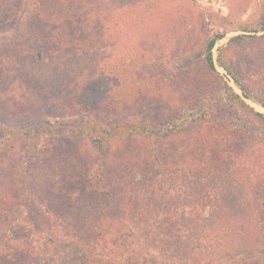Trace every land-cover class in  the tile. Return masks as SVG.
Instances as JSON below:
<instances>
[{
  "label": "rangeland",
  "instance_id": "obj_1",
  "mask_svg": "<svg viewBox=\"0 0 264 264\" xmlns=\"http://www.w3.org/2000/svg\"><path fill=\"white\" fill-rule=\"evenodd\" d=\"M79 1H68L64 16L82 10ZM57 3V0H0L1 158L7 157V153L23 158L22 149L26 148L23 142H27L29 128L35 124L48 123L57 132L76 131L91 120L106 118L116 123V116L96 110L63 111L61 103L68 94L63 83L69 69L55 68L53 73L55 65L51 59L44 53L40 60L37 56L40 45L48 48L56 42L50 33L54 25L52 9L58 7ZM102 3L116 13L110 21L108 49L112 52L114 70H110L109 78L120 82L123 90L130 85V77L146 76L148 83L161 86L160 93L134 111L145 113L155 125H173L178 119H189L190 123L182 136L166 142L139 136L135 141L126 140L119 150L111 147L110 151L99 147L92 136L95 134L92 127L86 128L91 134L85 138L76 135L69 140H57V144L44 143L52 135L43 133L38 146L42 157L54 149L61 152L80 146L86 169L90 170L85 172L81 185L69 191L73 208L60 215L49 214L30 193L17 191L6 196L9 199L4 201L5 210H0V259L17 246H31L36 252L53 254L70 238L67 223H77L76 215L80 214L87 195L93 190L104 194L108 189L107 173L114 172L109 174L110 178L113 175L118 181L141 171L143 178L149 180L140 184L137 179V191L153 184V176L147 169L156 149L162 147L176 163L175 177L171 184L158 179L154 186L163 187L168 193L171 198L168 203L178 219L179 264H186L185 241L190 244L192 257L188 264H263L264 121L254 111L264 117V108L243 97L233 75L252 95L264 100V30L251 31L263 23L264 0H102ZM44 7L48 8L46 17L39 21L37 10ZM37 23L47 26L46 33L36 32ZM218 33L225 36L213 48V70L206 64L205 45L207 39ZM237 35L242 37L231 41ZM222 48H227L223 58L229 62L232 74L219 63ZM156 55L160 56L157 60ZM229 86L247 106L234 98ZM25 90L28 91L25 103L15 106L13 98L20 102ZM182 100L184 111L178 106ZM141 118L138 117L137 125ZM9 129L15 130L19 140L9 136ZM29 148L30 152L34 150ZM57 161L67 166L65 158L58 157ZM17 162L20 164L21 160ZM46 164L58 180L62 170L55 169L50 162ZM115 171L120 173L118 178ZM28 178L32 181L33 176ZM134 231L128 225L125 232H113L99 240L93 246L94 258L100 264H152L158 257L156 247L150 242L151 246H146Z\"/></svg>",
  "mask_w": 264,
  "mask_h": 264
},
{
  "label": "trees",
  "instance_id": "obj_2",
  "mask_svg": "<svg viewBox=\"0 0 264 264\" xmlns=\"http://www.w3.org/2000/svg\"><path fill=\"white\" fill-rule=\"evenodd\" d=\"M57 1L60 12L58 7L52 9L54 13L51 18L54 25L50 33L56 42L54 46L48 48L40 45L38 52L36 51L38 60H40L41 53H44L55 65L52 69L53 73L55 68L69 69L63 83L68 92L61 103L64 112L75 108L96 110L116 116V123L109 122L106 118L91 120L79 126L76 131L62 129L57 132L48 123L32 125L29 128L30 134L26 137L27 142H23L22 145L26 147L22 149L25 160L19 155L9 153H7V157L1 158L0 156V203L2 204L0 210H5L4 201L7 202L9 199L6 196L17 194V191L32 194L38 203L52 215H60L67 211V208H73L69 191L72 189L74 191L80 186L85 172L88 173L90 170L87 171L85 161H83L84 150L80 146L69 150L64 148L61 152L54 149L42 157L38 146L41 144L43 133L46 136L52 135L44 143L53 141L57 144V140L65 141L76 135L85 138L91 134V131H86V128L92 127L95 132L92 136L99 147L110 151L111 147L119 150L126 140L135 141L139 136H143L145 140L153 139L154 142H166L175 136H182L190 123L189 119H185L186 121L178 119L177 123L173 125L170 123L155 125L147 115H144L145 113L134 111L142 109L152 95L160 93L161 86L148 83L146 76L137 74L135 78L127 77L130 79V85L125 86L123 90L119 87L120 82L109 78L110 70H114L111 65L112 52L108 49L112 33L110 21L116 14H113V9H106L102 0H80L79 4H82V10L76 12L75 15L64 16L65 4L70 0ZM47 9L44 7L37 10L39 21L45 19ZM262 19V25L251 31L264 30V14ZM46 29V25L37 23L36 32L46 33ZM223 34L218 33L206 40V64L213 70H215L213 48L216 42L225 36ZM241 37L242 35H237L231 41ZM41 42L39 40L40 44ZM104 47L105 49H103ZM226 50L227 48L220 50L218 60L221 66L232 74L229 62L223 58V52ZM159 57L156 55L154 59L157 60ZM127 78L125 79L127 80ZM233 80L242 91L243 97L257 102L264 108L263 99L252 95L237 76L233 75ZM228 88L240 104L247 106L241 95L236 93L232 87ZM27 92L25 90V93L20 97V102L17 98H13V104L17 107H20V104L23 105L27 98ZM183 103V100L178 101L181 111L186 108ZM254 113L264 121L262 113L257 111ZM138 117L143 118L137 125ZM7 133L19 140L14 129L7 130ZM29 146L34 149L32 152L27 149ZM162 149V147L156 149L157 154L147 169V172L153 176L151 179L153 184L147 185V189L135 190L137 179L140 180V184H142L141 181L149 180L143 178L141 171H136L130 178L118 179V181L113 179V175L110 178L114 172L107 173L106 186L108 189L104 194H98L97 190H93L87 195L80 214L76 215L77 223H67L70 238L53 251L54 255L52 251L50 255H47L40 251L36 252L31 246H17L12 249L11 253H7L0 259V264H100L94 258L93 246L113 232H125V227L128 225L134 227V232L140 234L142 242L146 246L151 243L156 247L158 257L155 256L156 259L152 264H179L180 243L176 227L178 219L173 213L172 205L167 200L171 199L170 196L168 197V193L164 192L163 187L154 186L158 179L165 184H171V180L173 181L175 177L176 163L169 159ZM58 157L65 158L67 166L59 165ZM18 160H21L20 164L17 162ZM47 162H50L55 169L62 170L63 174H60L58 180H56L53 170L45 167ZM119 174L115 171L116 178L119 177ZM31 175L33 176L32 181L28 178ZM168 192L169 195L172 194L171 188ZM126 221L131 222L125 225ZM189 245V242L185 241L184 260L186 264L192 261ZM261 257L264 264V249H262Z\"/></svg>",
  "mask_w": 264,
  "mask_h": 264
}]
</instances>
